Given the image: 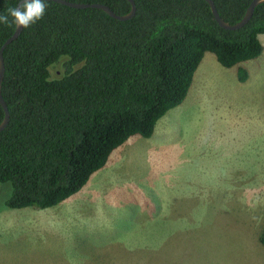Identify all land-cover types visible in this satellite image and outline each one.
I'll return each mask as SVG.
<instances>
[{
    "label": "trees",
    "instance_id": "1",
    "mask_svg": "<svg viewBox=\"0 0 264 264\" xmlns=\"http://www.w3.org/2000/svg\"><path fill=\"white\" fill-rule=\"evenodd\" d=\"M18 1L0 0V15ZM67 1L105 4L116 14L131 8L128 0ZM133 1L135 14L126 20L101 8L45 1L43 17L5 47L1 93L9 120L0 131V183L12 186L7 208L54 206L78 192L130 136L150 137L184 101L207 52L235 67L244 82L243 62L264 50V2L243 26L226 29L206 0ZM213 2L233 24L251 0ZM14 29L0 23V45ZM56 64L61 74L53 77ZM3 116L0 104V122Z\"/></svg>",
    "mask_w": 264,
    "mask_h": 264
},
{
    "label": "rangeland",
    "instance_id": "2",
    "mask_svg": "<svg viewBox=\"0 0 264 264\" xmlns=\"http://www.w3.org/2000/svg\"><path fill=\"white\" fill-rule=\"evenodd\" d=\"M206 57L216 68L204 58L201 88L194 75L184 101L157 121L150 137L133 135L138 141L115 166L120 183H109V175L75 193L81 210L74 213L97 223L82 225L76 216L61 228L68 257H32L20 236L32 232L33 220L12 219L23 208L5 206L12 186L0 183V264H119L112 255L125 248L154 256L141 264H264V50L243 62L244 82L235 67L210 52ZM50 72L59 76L60 64Z\"/></svg>",
    "mask_w": 264,
    "mask_h": 264
},
{
    "label": "crops",
    "instance_id": "3",
    "mask_svg": "<svg viewBox=\"0 0 264 264\" xmlns=\"http://www.w3.org/2000/svg\"><path fill=\"white\" fill-rule=\"evenodd\" d=\"M208 53L209 52H207L204 55L202 61L204 60V58L207 59L206 56ZM202 61L200 67L195 72L196 73L195 82L199 89L201 88L204 77L207 74L206 72L207 67L206 65H203L204 61L203 62ZM207 61L209 62V65H211L212 69L216 68L214 64L215 62L211 57H208ZM134 138L135 137H133V135L132 137L130 136L122 145L114 149L113 152L110 154L108 161L102 167L103 169L100 168L101 170L99 171L97 170L96 173L94 172L95 174L93 173L94 175L92 174L93 176L91 175L92 177L89 178L87 182L89 184L92 182L93 184L102 185L103 182L108 179L107 177L111 175L113 177V180H110L109 183L119 184L120 182H117V179L119 178L118 177L119 171L117 170V168H115V166L117 162L120 161V158L124 155L123 152L125 151L127 152L130 149L128 144H130L133 147L135 146V143L138 141V139L137 138L134 139ZM127 184L128 181L124 185ZM129 188H131L130 191H133V189H135V187H133V184L129 186ZM76 194L71 195L70 197L66 198L65 200H62L58 204L51 207H46V208H36L32 206L23 207V213H22L23 215L14 216L12 218L13 220L19 219L20 221L23 218L33 220L32 221L33 223H31V226L33 225V229L31 230L32 232L30 233L28 231L25 235L21 234L20 236L21 241L23 243L24 242L27 243L26 249H30L34 251L32 257L42 256L44 258H51L54 255L63 258L68 257L69 253L61 252L62 250H64V248H60L61 247L60 244L63 241L66 243L67 242L66 240L68 238L66 237L65 234L61 235L60 230L63 226H66L72 222V221L68 222V220L71 219L72 217L77 216L81 220L82 225L86 223L87 225L93 226L94 223H97L96 220H92L93 215H87L88 218L84 219L83 217H81V213H74L76 211L81 210L80 206L76 205L73 199ZM11 209H17V208H11ZM108 213H109L108 210H101L102 220L108 219ZM95 219H98V217L96 216ZM99 223H103V222H99ZM79 224L80 223L78 222L77 226H81V224L80 225ZM124 250L126 251H122L118 253V255L116 254L112 255L113 259H119L118 261L119 264H141V262L139 261L140 258L149 259L154 257L151 256L148 253V250L146 249L139 250V249L125 248ZM70 255H74V253H70ZM108 257L112 258L111 256ZM147 263L149 264V261H147Z\"/></svg>",
    "mask_w": 264,
    "mask_h": 264
},
{
    "label": "water",
    "instance_id": "4",
    "mask_svg": "<svg viewBox=\"0 0 264 264\" xmlns=\"http://www.w3.org/2000/svg\"><path fill=\"white\" fill-rule=\"evenodd\" d=\"M45 1H55V2L64 4L66 6L73 7V8H87V7L101 8L106 13H108L111 17L116 18L118 20H126V19L131 18L135 14V11H136L135 2L133 0H128L131 3V8L125 14H116L107 5L101 4V3H84V2H73V1H67V0H45ZM206 1L209 4L211 12H212L215 20L217 21V23L221 27L226 28V29H237V28L243 26L251 18L252 13L254 11V8L258 4L264 2V0H251L249 5L247 6L245 13L242 16V18L239 21L231 24V23L223 20L219 16V13L215 7L213 0H206ZM21 3H22V0H19L16 6L20 5ZM21 30H22V28H16V26H15L13 33L0 45V104L4 110V116L0 122V131L7 125L8 120H9L8 108H7L5 100L3 99L2 93H1V83H2V79H3L4 71H5L4 60H3V51L9 43H11L15 38L18 37Z\"/></svg>",
    "mask_w": 264,
    "mask_h": 264
},
{
    "label": "clouds",
    "instance_id": "5",
    "mask_svg": "<svg viewBox=\"0 0 264 264\" xmlns=\"http://www.w3.org/2000/svg\"><path fill=\"white\" fill-rule=\"evenodd\" d=\"M45 8V0H22L20 5L9 8L7 14L0 15V23L14 24L16 28H27L43 17Z\"/></svg>",
    "mask_w": 264,
    "mask_h": 264
}]
</instances>
